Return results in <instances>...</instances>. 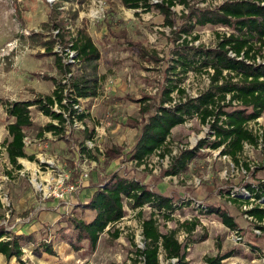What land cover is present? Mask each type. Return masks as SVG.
<instances>
[{
	"label": "rangeland",
	"instance_id": "1",
	"mask_svg": "<svg viewBox=\"0 0 264 264\" xmlns=\"http://www.w3.org/2000/svg\"><path fill=\"white\" fill-rule=\"evenodd\" d=\"M225 1L192 0L190 9L174 7L173 26H166L158 11L135 17V11L125 9L119 0H55L54 3L48 0H0V227L20 233L25 227L33 226L37 243L51 242L55 251L49 256L37 253L36 246H25L22 258L25 264H143L137 251L145 248L138 211L126 206V217L101 235L95 250L88 241H83L79 250H73L62 238L72 233V226L62 221L72 218L90 221L95 215L83 212L79 208L80 202L73 207L58 206L56 200H43L36 191L33 180L49 175H69L68 184L79 180L76 164L83 163L78 149L84 138L83 132L73 131L57 140L48 135L39 137L40 129L51 119L32 108L34 126L26 130V142L27 153L36 156V161L31 164L36 163L37 168L30 165L29 160H19L23 166L20 171L24 170L22 175L7 158L4 141L8 138L7 125L12 119L6 114L5 104L52 94L54 83L43 76L64 79L56 67L55 57L38 55L45 51L43 42L59 36L55 32L61 28L48 26L51 10L56 6L60 7L53 17L56 16V22L65 20L69 30L65 40L75 38L82 27L87 28L101 55L98 62L81 60L82 66L73 69L75 77L98 79L100 89L98 97L82 103L88 112L89 130L97 128L102 134L96 140L98 148L90 151L98 167L90 171L86 182L95 187L115 174L140 181L150 190L170 197L179 206L180 202L187 203L175 212L171 221L158 218L161 232L177 231L178 240L183 245L189 244L186 264H207V257L229 252L234 254L223 264H264V231L261 229V233H256L258 224L247 218L246 211L251 205L231 202L227 193L232 190L244 192L246 185L257 186L264 182V115L250 125L261 139L260 146L245 147L239 164L231 158L225 159L219 151L201 149L186 173L166 175L175 159L183 152L195 149L200 140L208 136L209 126L202 125L197 119L173 129L164 150L170 153L165 158L157 153L140 165L132 157L143 126L157 111L171 81L182 78L180 88L185 90L184 96L178 92L172 94L174 103L195 98L208 88L210 80L206 75L191 72L183 77L176 75L179 69L173 71L170 68L176 58L175 52L185 40L195 48H214L217 35L229 32L217 26L198 27L188 36L180 32L192 11L215 10ZM108 25H111L110 29ZM122 30H126L127 35L115 39L114 33ZM41 160H50L53 166L48 168L46 163L40 169ZM33 168L38 170L37 174ZM86 189V184H82L72 198ZM71 199L70 203H73ZM211 206L226 211L239 230L232 231L217 216L204 214V208ZM57 211L64 213L59 222L45 219V215ZM144 213L148 217L151 209L145 208ZM194 220H198L197 228L188 234L181 224ZM115 230L121 232L118 239L112 237ZM0 264L20 263L2 257ZM160 264L180 262L168 260L161 253Z\"/></svg>",
	"mask_w": 264,
	"mask_h": 264
},
{
	"label": "trees",
	"instance_id": "2",
	"mask_svg": "<svg viewBox=\"0 0 264 264\" xmlns=\"http://www.w3.org/2000/svg\"><path fill=\"white\" fill-rule=\"evenodd\" d=\"M119 1L125 9L134 10L135 17H139L141 13L158 11L166 26H173L172 8L190 9L192 2V0ZM58 7L60 6L52 8L48 26L61 28L60 34L56 39L43 42L45 51L38 55L55 57L56 67L64 79L43 76L53 81L55 89L52 94L5 104L6 114L12 119L7 125L8 138L4 141L5 152L9 163L19 171L23 169L19 163L20 159L36 161V156L27 153L25 143L26 130L34 126L32 108H36L38 112L51 119V122L40 129L39 137H43L45 133L61 135L67 123L62 112L69 111V106L63 104V101L66 98L71 99V92L69 93L68 89H74L77 97L83 99L98 96L99 81L96 78L75 77L73 74L69 82H64L67 76L73 73V69L64 65L62 59L54 52L58 41L62 44L66 41L73 42V49L86 63L98 62L101 55L87 28L82 27L77 31L75 38L65 40L69 33L65 20L56 22V16L53 17V13L57 14ZM187 19L188 22L180 31L187 36L193 34L196 28L206 26L226 28L229 32L217 35V45L214 48H195L189 46L187 40L184 41V45L175 52L176 58L170 69L173 71L179 69L180 72L176 75L183 77L191 72L206 75L210 84L199 96L174 103L172 94L178 92L184 96L185 90L180 88L179 82L183 81L182 78L171 81L165 88L157 111L150 116L142 128L132 153L133 159L140 165L157 153H160L162 158L170 153L169 151L165 153L164 150L176 127L193 119L209 126L208 136L200 140L195 149L187 150L175 159L171 168L166 171L167 176L186 173L189 164L197 158L201 149L219 151L222 156H228L235 164H239L245 144L258 145L259 136L250 125L257 123L264 115V0H227L215 10L192 11ZM110 26L107 27L110 29ZM126 32L122 30L114 33L116 36L113 37L117 40L123 39L124 35H127ZM152 59L159 61L157 57ZM55 104H58L60 113L53 111ZM167 104L170 106L166 107ZM87 117L88 114H83L80 119L84 120ZM55 121L58 125L54 124ZM83 134L84 138L80 146H83L85 140L93 138L95 131L87 130ZM82 151L86 152L89 158H94L92 152L86 151L85 148ZM227 193L231 202L253 205L246 214L258 222H263L264 182L257 186L246 185L244 192L232 190ZM186 204L180 202L179 206L170 197L150 190L140 181L113 174L108 181L96 187L87 202L79 206L83 212L93 213L94 218L90 221L84 218L63 220L62 222L72 226V233L62 238L75 251L80 249L79 245L83 241H88L91 249L95 250L101 235L109 232L111 227L126 217L125 207L128 206L132 211H138L142 222L145 248L137 251L138 257L142 259L140 261L143 264H160L161 253H164L166 259H177L180 264H186V249L189 244L183 245L178 240L177 231L163 233L158 226L159 217L171 221L175 212ZM147 207L151 209L148 217L144 213ZM203 212L217 216L230 230H239L235 220L221 208L211 206L204 208ZM197 225L198 220H194L184 222L181 227L191 234L196 230ZM257 227L264 231V226ZM120 236L119 230L112 233L114 239ZM30 244L36 246L37 253L44 252L49 255L55 253L51 242L38 244L33 235L18 234L0 227V255L6 259L15 258L20 264H25L22 261L23 248ZM233 254L234 252H229L225 255L207 257L205 261L207 264H223V261Z\"/></svg>",
	"mask_w": 264,
	"mask_h": 264
},
{
	"label": "built area",
	"instance_id": "3",
	"mask_svg": "<svg viewBox=\"0 0 264 264\" xmlns=\"http://www.w3.org/2000/svg\"><path fill=\"white\" fill-rule=\"evenodd\" d=\"M48 1L50 3H54L55 0H48ZM55 34L59 35L60 30L58 29L55 32ZM55 52L62 59V62L64 65L69 66L72 69L80 68L82 66L81 58L78 56L77 51L73 49V42H70L68 44L67 43L61 44L58 41L55 47ZM72 76H73V73H70L64 82L65 83L69 82ZM69 87L70 86H68V88ZM68 91L69 93L71 92V97H70L71 99L66 98L63 101V104L69 106V111L62 112L64 114V118L67 120L65 130L61 135H57L55 133H48L47 135L50 139L57 140L58 138L63 137L66 134H69V133L71 134L73 131L84 132V131L89 130L87 126V122H86L87 118L84 120L80 119L81 115L88 114L86 108L82 106V103L85 101V99L77 97V94L74 92V89L69 88ZM53 111L57 113L61 112L58 104H55ZM54 124L58 125L57 122H54ZM108 125L110 124L108 123ZM101 135L102 134L96 128L94 137L85 140L83 146H80L78 148L80 150V158L83 161V163L76 164L80 171V177H79V180L76 181L75 183L68 184L67 181L69 180L70 176L66 174H58L57 176L49 175L46 178L33 180V185L36 191H38L41 194L43 200H50V199L56 200L58 202V206H60L61 204H67L69 206H72L69 199H71L73 195L77 194V191L82 186V184H84L86 180L89 179L90 171L98 167L97 161L89 158L87 153L83 152L82 149L85 148L86 151H93L97 149L98 146L96 144V140L99 137H101ZM25 143L27 146L26 138H25ZM260 143H261V139L259 138V143L257 146L245 144V147L248 146V147L256 148L260 146ZM263 155H264V151H263ZM224 158L227 159L229 157L224 156ZM46 163H48V166H47L48 168H51L53 166V163H51L50 160H41L40 169H42V166H45ZM20 172L22 175L24 174V170ZM252 207L253 205H251L249 209H251ZM247 218H249L250 220H254L259 226H264V220L263 222H258L256 219L249 216L248 214H247ZM260 231L261 229L259 228L255 230L256 233H261Z\"/></svg>",
	"mask_w": 264,
	"mask_h": 264
},
{
	"label": "crops",
	"instance_id": "4",
	"mask_svg": "<svg viewBox=\"0 0 264 264\" xmlns=\"http://www.w3.org/2000/svg\"><path fill=\"white\" fill-rule=\"evenodd\" d=\"M92 37V36H91ZM93 39V38H92ZM94 41V40H93ZM95 44V43H94ZM96 45V44H95ZM97 46V45H96ZM54 89H55V87H54ZM100 92V89H99V91H98V95L100 94L99 93ZM98 97V96H97ZM93 98H95V97H90V98H87V99H85V100H89V99H93ZM44 116V115H43ZM46 117V116H45ZM47 118H49V117H47ZM47 135V133H45V135L43 136V137H45ZM20 160H24V159H20ZM30 165H34L36 168H37V165H36V163L35 164H31V162H28ZM25 167V166H24ZM36 168H33V170H35V172L37 173L38 172V170L36 169ZM85 184H86V186H87V189L83 192V193H81V194H79V195H76L77 197H73V199H71L72 201H74L73 203H71V205H72V207L73 206H75V205H78V203L80 202V203H85V202H87L91 197H92V194L94 193V191H95V189H96V187H98V186H100L101 184H99L98 186H90L89 185V183H87V182H85ZM52 209L50 208V211H51ZM62 210H64V209H62ZM62 214H64L62 211L60 212V211H57L55 214L54 213H52V214H48V215H45L44 217H45V219H50L51 221H53L54 223H56V222H59L58 220L60 219V216L62 215ZM50 215H52V216H50ZM34 232H36L35 230H33V226H27V227H25V229L23 230V231H21L20 233H18V234H25V235H34ZM33 244H30V246H32ZM27 246H29V245H26V247ZM34 246V245H33ZM54 247V246H53ZM55 249V248H54ZM25 249L23 248V251H24ZM32 253L34 254V251H32ZM41 253H44V252H41ZM45 255H49V254H47V253H44ZM49 256H51V255H49ZM5 258L3 255H0V258ZM6 259V258H5ZM13 259H15V258H13ZM13 259H11V260H13ZM16 260V259H15Z\"/></svg>",
	"mask_w": 264,
	"mask_h": 264
}]
</instances>
